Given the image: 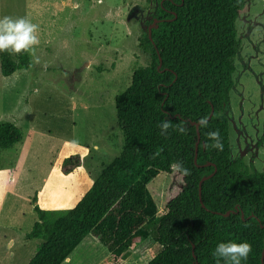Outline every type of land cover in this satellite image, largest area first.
Wrapping results in <instances>:
<instances>
[{"label": "trees", "instance_id": "1", "mask_svg": "<svg viewBox=\"0 0 264 264\" xmlns=\"http://www.w3.org/2000/svg\"><path fill=\"white\" fill-rule=\"evenodd\" d=\"M244 5L245 0H156L138 42L149 64L133 72L130 86L114 100L121 152L71 209H41L32 199L37 219L25 238L41 242L27 264H61L87 237L108 252L99 264H122L128 250L136 258L129 264H216L213 250L228 241L251 245L242 264H264V174L231 159L225 112L240 48L235 22ZM31 66L28 51L0 52L5 78ZM201 117L207 127L198 123ZM162 121L170 124L164 134ZM210 132L219 133L222 151L212 147ZM20 141L14 124H0V151ZM175 162L190 174L176 172L180 191L157 216L147 184L160 173L171 174ZM80 166V156L73 155L59 171L69 175ZM214 169L199 199V182ZM152 244L160 247L157 254Z\"/></svg>", "mask_w": 264, "mask_h": 264}, {"label": "rangeland", "instance_id": "2", "mask_svg": "<svg viewBox=\"0 0 264 264\" xmlns=\"http://www.w3.org/2000/svg\"><path fill=\"white\" fill-rule=\"evenodd\" d=\"M155 6L156 0H0V18L38 26L30 69L0 73V124L21 133L18 144L0 151V264H27L41 242L25 238L37 219L34 197L41 209H71L120 154L114 100L149 64L138 42ZM235 26L240 48L225 110L231 159L247 153L246 164L256 170L264 160V0H245ZM73 155L81 166L62 175V162ZM181 185L175 171L147 184L157 216ZM107 254L88 237L61 264H99ZM135 261L128 250L121 263Z\"/></svg>", "mask_w": 264, "mask_h": 264}, {"label": "clouds", "instance_id": "3", "mask_svg": "<svg viewBox=\"0 0 264 264\" xmlns=\"http://www.w3.org/2000/svg\"><path fill=\"white\" fill-rule=\"evenodd\" d=\"M38 26L30 22L27 18L19 17L12 18L4 16L0 18V52H8L11 54H20L24 51H29L31 46L38 43L37 36L34 34ZM201 126L207 127V118L201 117L198 121ZM158 127L161 134L167 132L170 124L167 121H162ZM178 133H184L185 129L178 127L175 129ZM209 138L213 141L212 147L217 150H223V144L220 140L218 132L208 133ZM171 169L180 173L183 176L190 174L189 169L183 167L179 162L173 163ZM257 172L264 174V160L256 161ZM252 247L247 242L236 243L233 241L220 242L216 245L212 255L217 258L216 264H242V261H247Z\"/></svg>", "mask_w": 264, "mask_h": 264}, {"label": "water", "instance_id": "4", "mask_svg": "<svg viewBox=\"0 0 264 264\" xmlns=\"http://www.w3.org/2000/svg\"><path fill=\"white\" fill-rule=\"evenodd\" d=\"M151 28H152V25H149L148 28H147V32H148L149 39H151V38H150V30H151ZM211 114H212V112H211ZM210 117H211V115L209 116V118H210ZM195 127H196V130H197L198 124H195ZM197 138H198V140H199V132H198V130H197ZM196 154H197V149H195V158H196ZM195 158H194V162H195ZM215 172H216V170L214 169L213 173H211V174L208 175L207 177H203V178L201 179V181L199 182V186H198V195H199V199H200L201 184H202V182H204V181H206L207 179L211 178V177L215 174ZM200 203H201V205H202L201 200H200ZM202 206H203V205H202ZM242 217H243V216H242ZM193 257L195 258L194 255H193ZM263 258H264V249H263V251H262V255H261V263H263Z\"/></svg>", "mask_w": 264, "mask_h": 264}, {"label": "crops", "instance_id": "5", "mask_svg": "<svg viewBox=\"0 0 264 264\" xmlns=\"http://www.w3.org/2000/svg\"><path fill=\"white\" fill-rule=\"evenodd\" d=\"M231 156H232V152H231ZM246 157H247V153H243L242 154V160H243V162L246 164V161H245V159H246ZM252 164L255 166V162H254V160L252 161ZM247 165V164H246ZM60 172V171H59ZM88 238V237H87ZM67 259H69V257L67 258Z\"/></svg>", "mask_w": 264, "mask_h": 264}]
</instances>
